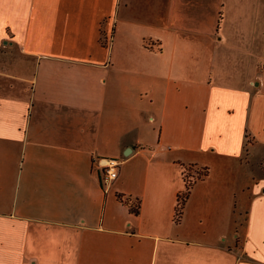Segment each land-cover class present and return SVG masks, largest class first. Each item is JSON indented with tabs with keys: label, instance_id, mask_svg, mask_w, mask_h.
I'll return each instance as SVG.
<instances>
[{
	"label": "crops",
	"instance_id": "1",
	"mask_svg": "<svg viewBox=\"0 0 264 264\" xmlns=\"http://www.w3.org/2000/svg\"><path fill=\"white\" fill-rule=\"evenodd\" d=\"M230 2L0 0V48L15 53L0 61V264H264V175L247 178L243 157L247 137L264 155V70L234 85L231 47L201 29L241 36L249 18L264 38V0L218 28ZM133 73L147 80L120 97L139 96L129 120L114 83ZM104 156L121 160L109 184ZM185 165L208 173L175 221ZM117 192L140 198L137 215Z\"/></svg>",
	"mask_w": 264,
	"mask_h": 264
},
{
	"label": "rangeland",
	"instance_id": "2",
	"mask_svg": "<svg viewBox=\"0 0 264 264\" xmlns=\"http://www.w3.org/2000/svg\"><path fill=\"white\" fill-rule=\"evenodd\" d=\"M251 2V1H250ZM217 10V16H218V21L216 22L217 27H220V20L223 17V14L226 16H234L237 14L241 15H250L253 13V6H251L248 3V0H231V2L227 5L224 4H219L218 8H215ZM141 22V21H140ZM201 23V22H200ZM213 23L215 21H207L202 25V31L206 34L208 31V34H213V43L220 44L223 43V46H229L231 47V61L229 64V69L230 74L240 76L238 77L237 81H239L237 84L238 86H242L243 84L247 83L250 84L253 80H257L260 73L263 72L264 70V38L263 35L261 36V33H258L257 30L254 31L252 28V20H249V18H245L242 23L247 24V26H244L245 28H242V35L238 36L237 30H233V28L229 29L223 36L222 34L219 33V30L215 32V26H213ZM229 23H232L233 25H237V21H231ZM250 25V26H248ZM212 28V30H211ZM213 31V32H212ZM110 35H102L101 36V42L103 45L109 46L112 40V31L109 33ZM201 35L197 36L195 39L199 40V42H203V44L210 46V41L206 39V36ZM195 37V36H194ZM210 37V36H209ZM7 48V47H6ZM5 47L0 48V61H3L5 58L9 60L13 54L11 52H6ZM210 48V47H209ZM225 48V47H222ZM221 51V50H220ZM240 59L242 61L240 62ZM157 71V70H156ZM237 78V77H236ZM147 80V78L139 76L136 73L129 74L126 76H119L118 81H116L114 84L117 88L121 91L119 92L118 98L120 100L117 101V96L115 100V105L119 109V114L127 117V119L130 120V116L132 117L133 112H136V108H140V102L138 101V98L136 94L133 95V99L126 101V99L122 100L120 97H122V93L125 94L126 97L132 96V94H128L129 92L126 90L129 84L135 83L139 81L141 84H144V81ZM153 82L149 83L150 88H159V86H154L152 84ZM257 86V85H256ZM157 95H159V92H156ZM139 97V96H138ZM143 97V104L144 106L147 105V96L142 95ZM127 105V106H126ZM146 124L143 123L141 126V134L142 131L144 132ZM252 139L247 137L245 141V150L243 153V157L245 158L247 162V178L252 176V180L257 178V176L264 175V155H261L260 157L258 156H252L251 153H249V148L250 145L252 144ZM106 158H115L116 160L119 161V167H120V162L121 160L117 157H100L98 162L106 159ZM16 165V164H15ZM119 167H118V173H119ZM207 167H196V166H183L182 167V172L183 174L190 180H197L200 178H203V172L206 170ZM208 170V169H207ZM100 179L103 184H109L111 181H105L104 176L102 173H100ZM251 180L247 181V199L245 203L241 204L240 210H239V215L236 218V223H237V231H238V241L237 243H240L241 238H242V233H243V225H244V220L246 218V213H247V201H248V195H249V188L251 187ZM251 189V188H250ZM119 194L118 192L116 193L117 199L124 204V202L117 196ZM125 205V204H124ZM206 224V223H205ZM208 225V224H206Z\"/></svg>",
	"mask_w": 264,
	"mask_h": 264
},
{
	"label": "trees",
	"instance_id": "3",
	"mask_svg": "<svg viewBox=\"0 0 264 264\" xmlns=\"http://www.w3.org/2000/svg\"><path fill=\"white\" fill-rule=\"evenodd\" d=\"M207 173H208V170L206 168V170L203 172V176H206ZM182 178H183V182H184V188L179 194H177V197H176V205H175V209H174L175 221L179 220V218L181 217L183 207H184L185 202H186V200L189 196V193H190V189H191L193 183L195 182V180L188 179L183 174V172H182ZM117 196H119V198L128 207L129 212H131L135 215H137L139 213L140 206H141V200L138 196H132V195L123 194V193H119V194H117Z\"/></svg>",
	"mask_w": 264,
	"mask_h": 264
},
{
	"label": "built area",
	"instance_id": "4",
	"mask_svg": "<svg viewBox=\"0 0 264 264\" xmlns=\"http://www.w3.org/2000/svg\"><path fill=\"white\" fill-rule=\"evenodd\" d=\"M101 161V173L105 181H112L117 178L119 161L115 158H106Z\"/></svg>",
	"mask_w": 264,
	"mask_h": 264
},
{
	"label": "water",
	"instance_id": "5",
	"mask_svg": "<svg viewBox=\"0 0 264 264\" xmlns=\"http://www.w3.org/2000/svg\"><path fill=\"white\" fill-rule=\"evenodd\" d=\"M129 149H130V148L127 149L128 151H126L125 154H127V153L129 152Z\"/></svg>",
	"mask_w": 264,
	"mask_h": 264
}]
</instances>
